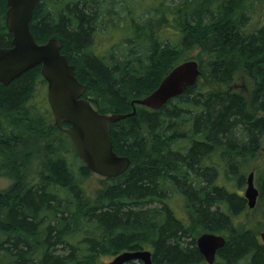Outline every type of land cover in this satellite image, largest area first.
Segmentation results:
<instances>
[{"label": "trees", "instance_id": "1", "mask_svg": "<svg viewBox=\"0 0 264 264\" xmlns=\"http://www.w3.org/2000/svg\"><path fill=\"white\" fill-rule=\"evenodd\" d=\"M245 1L34 3L29 27L35 40L61 43L85 86L82 97L100 113L130 112V101L151 92L181 61L195 59L200 74L159 108L134 104L132 115L111 124L113 150L130 164L99 179L92 193L84 179L93 172L70 141L76 162L63 153L67 135L31 102L35 83H45L40 65L0 82V151L9 143L12 153H21L16 162L0 164V173L12 179L0 189V264H99L101 254L138 249L150 250L155 264H208L196 246L204 232L225 239L212 264H264L258 235L264 229V24H251ZM6 8L0 0V47L11 37ZM106 14L117 15L114 24L124 36L97 53L94 37L107 25ZM242 73L251 78L246 91L232 86ZM29 147L38 154L31 177ZM249 170L258 189L256 228L239 220L252 210L236 191ZM175 196L184 218L169 205Z\"/></svg>", "mask_w": 264, "mask_h": 264}, {"label": "water", "instance_id": "2", "mask_svg": "<svg viewBox=\"0 0 264 264\" xmlns=\"http://www.w3.org/2000/svg\"><path fill=\"white\" fill-rule=\"evenodd\" d=\"M5 26L11 35L9 46L0 47V82L8 84L28 68L39 64L40 73L46 81V98L53 122L68 136L78 158L90 171L102 177H115L123 173L130 160L113 150L110 126L113 122L135 112L134 104L156 109L169 98L181 94L186 87L197 80L200 69L195 59H187L174 65L163 76L158 85L141 98L130 101L132 110L128 113H100L82 97L85 86L74 75V66L60 51L61 43L50 37L38 43L29 27L31 13L37 0H5ZM68 124L62 128L61 124ZM250 171L245 179L243 197L247 207L256 203L258 189ZM264 243V229L259 232ZM225 242L223 236L201 233L196 237V246L208 264H212L216 250ZM139 260L140 264H155L148 249L124 250L105 264H125Z\"/></svg>", "mask_w": 264, "mask_h": 264}, {"label": "rangeland", "instance_id": "3", "mask_svg": "<svg viewBox=\"0 0 264 264\" xmlns=\"http://www.w3.org/2000/svg\"><path fill=\"white\" fill-rule=\"evenodd\" d=\"M149 4L151 3L145 2V3H142V6L145 7V6H148ZM244 6H246V10H248L251 13L250 21L252 25H260L262 23L264 24V0H246ZM118 7H119V4H116L115 8L118 9ZM106 15L107 17L105 18V21L107 22V25L105 26L101 25L102 28L96 33L94 37L93 47H94V50L97 51V53L109 51V47L113 43H117L124 36V31L122 29L120 30V27L118 26L119 25L118 22H117V25L114 24V21L115 22L117 21V15L116 14L115 15L106 14ZM193 54H195V51L189 53V55H193ZM232 86H234L237 89L246 91L252 87L251 78H249L245 73L244 74L242 73L241 75H237V77L235 78L234 84ZM31 98H32L31 100L32 104L40 108L42 110L41 112L45 113L46 116H48L52 120V113L50 111L49 105L46 100V83L37 81L35 83ZM64 142L66 143L64 145L59 146V148L63 150V153H65L67 157H71L70 159L73 162L74 161L76 162L73 156L70 155L69 153L71 151L70 150L71 143L69 144V140H64ZM8 144L9 143L4 144V148L2 149L4 151H0V164L4 160H6L5 162H7V159H10V161L12 162L14 161L16 162V157H18V155L21 154L20 152L17 153L16 151H13L14 153H12L11 146L10 144L9 145ZM29 149H31L33 153L27 157V159H30V160H29V163L27 164L28 168L27 167L26 168L29 169L28 175L31 177L36 173V170H37L36 161H38V157H37L38 154L34 153V147H29ZM25 153L27 152L25 151ZM262 159L263 157H261L260 160ZM249 171L245 173V176L249 173ZM101 178H105V177H102L96 173H93L84 179V185L88 193H92L93 189L97 188L99 184L98 183L99 179ZM217 181H219V183L221 182L220 179H218ZM11 182H12V179L0 173V189L7 187L9 184H11ZM231 184H232V187L234 188L235 186L233 185L232 182ZM244 187H245V180H244V184L241 187L239 188L236 187V191L239 192L242 196H243ZM169 205L172 208V210H174L175 214L178 217L184 218V206H183L181 197L175 196L171 198L169 201ZM258 215H259V208L258 209L252 208V210H246L245 212L240 214L239 220L243 223L248 222L252 227L256 228V221H257ZM261 230L262 229L258 230V235ZM111 258L112 257L107 256L105 254H101L100 256H98L97 262L99 264H105ZM136 263L140 264L139 261Z\"/></svg>", "mask_w": 264, "mask_h": 264}, {"label": "flooded vegetation", "instance_id": "4", "mask_svg": "<svg viewBox=\"0 0 264 264\" xmlns=\"http://www.w3.org/2000/svg\"><path fill=\"white\" fill-rule=\"evenodd\" d=\"M11 38V37H10ZM52 120H53V118H52ZM63 124H64V126H63ZM58 127V126H57ZM61 127L62 128H67L68 127V125L65 123V122H63L62 124H61ZM62 132H63V130L60 128V127H58ZM64 133V132H63ZM65 134V133H64ZM67 140H69L68 139V137H67Z\"/></svg>", "mask_w": 264, "mask_h": 264}]
</instances>
